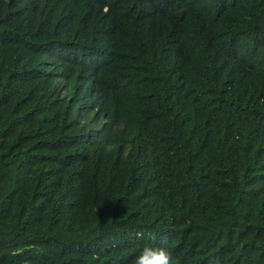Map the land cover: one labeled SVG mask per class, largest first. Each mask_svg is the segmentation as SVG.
Masks as SVG:
<instances>
[{"label": "trees", "instance_id": "obj_1", "mask_svg": "<svg viewBox=\"0 0 264 264\" xmlns=\"http://www.w3.org/2000/svg\"><path fill=\"white\" fill-rule=\"evenodd\" d=\"M264 264V0H0V264Z\"/></svg>", "mask_w": 264, "mask_h": 264}, {"label": "clouds", "instance_id": "obj_2", "mask_svg": "<svg viewBox=\"0 0 264 264\" xmlns=\"http://www.w3.org/2000/svg\"><path fill=\"white\" fill-rule=\"evenodd\" d=\"M131 264H175V259L163 240L160 244L145 241L137 248Z\"/></svg>", "mask_w": 264, "mask_h": 264}]
</instances>
